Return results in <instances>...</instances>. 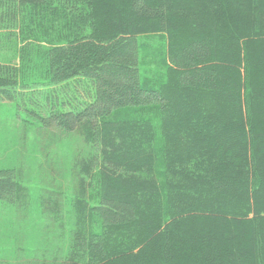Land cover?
<instances>
[{"label": "trees", "instance_id": "16d2710c", "mask_svg": "<svg viewBox=\"0 0 264 264\" xmlns=\"http://www.w3.org/2000/svg\"><path fill=\"white\" fill-rule=\"evenodd\" d=\"M0 41V102L57 143L35 127V156L74 144L28 240L30 189L0 169V264H264V0H0Z\"/></svg>", "mask_w": 264, "mask_h": 264}, {"label": "rangeland", "instance_id": "374dc122", "mask_svg": "<svg viewBox=\"0 0 264 264\" xmlns=\"http://www.w3.org/2000/svg\"><path fill=\"white\" fill-rule=\"evenodd\" d=\"M140 40L144 48L142 55V67L144 70L151 72L155 68L160 69L159 66L163 58L164 39L162 37H145ZM4 47L5 46H3L0 41V64L17 63L16 57ZM18 110L15 103L0 102V169L16 168L19 170L24 177L23 180H26V183H24L30 189L29 211L22 213V217L20 218L23 227H19V225L16 224L17 230L20 228L19 231L23 232L20 234V237L28 240V236L25 237L24 233L29 235V233L34 230V226L37 228L40 223L41 216L39 212H37L35 203L40 197V193L43 191L42 188L46 186L50 187V184H53L51 176H54L59 184H62L64 187H67V184H69L70 177L66 172L68 163L67 156L70 153L71 146L74 144L72 145V143L69 142L70 139H65L60 143L62 144V146H60L63 150L59 147L60 149L58 148V150H56L57 155H55L58 159L57 162L59 167L56 170H53V168L50 170L48 166L51 156L46 160H44L42 156H35L36 145H38L36 137L38 136L33 132V129L38 127L41 133L44 132L43 134H46L43 138L47 140L49 150L57 147V143L55 146V137L53 138L54 134L52 133V135L48 131L42 130L40 121ZM28 110L31 111V107H29ZM35 114L40 117L41 113L35 111ZM64 148H66V150H64ZM50 153L53 156L54 151ZM42 161L44 164L43 168L40 169L38 167L37 169L38 162L40 163ZM43 184L45 185L43 186ZM14 215L15 214L8 211L0 210V257L3 255V250L8 247V241L13 239L11 235L13 234L12 232L16 230V227L11 225L12 222H17L15 221ZM7 225L10 226L11 232ZM38 231L40 234L42 230L39 229Z\"/></svg>", "mask_w": 264, "mask_h": 264}]
</instances>
